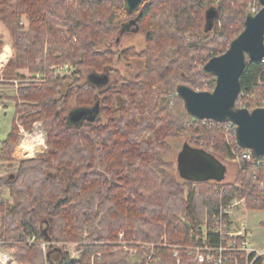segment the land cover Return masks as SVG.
Here are the masks:
<instances>
[{
  "label": "trees",
  "instance_id": "1",
  "mask_svg": "<svg viewBox=\"0 0 264 264\" xmlns=\"http://www.w3.org/2000/svg\"><path fill=\"white\" fill-rule=\"evenodd\" d=\"M252 2L261 7L258 0H142L131 14L124 0H0V23L13 48L4 78L42 74L10 96L16 117L0 139V163L16 162L0 175V244L17 263L143 264L152 253L151 264H178L177 258L212 264L195 261L189 249L202 244L203 232L211 235V214L243 196L247 209L264 210V170L237 159L222 131L191 116L176 92L181 84L206 90V79L214 85L215 75L203 65L243 30ZM130 19L145 45L119 55L142 58L144 66L127 78L113 66L115 52L100 45ZM3 46L0 32V53ZM63 63L70 70L54 74L53 65ZM85 70L113 81L98 87ZM72 103L95 108V118L71 124ZM235 106L264 107V60L246 58ZM37 119L45 148L17 160L16 124ZM182 136L237 163L235 179L177 177L176 162L167 158L169 140ZM70 243L77 258L67 251ZM253 257L242 252L239 262L264 264V253Z\"/></svg>",
  "mask_w": 264,
  "mask_h": 264
},
{
  "label": "water",
  "instance_id": "2",
  "mask_svg": "<svg viewBox=\"0 0 264 264\" xmlns=\"http://www.w3.org/2000/svg\"><path fill=\"white\" fill-rule=\"evenodd\" d=\"M141 1L124 0V7L132 14L137 11ZM258 1L261 7L254 14L246 16L243 30L230 41L228 48L204 63L203 70L215 75L213 89L197 91L183 84L176 89L191 116L234 123L237 145L250 150L254 157L264 155V107L248 110L236 107L235 101L240 92V75L246 58L258 61L264 57V0ZM213 15L214 10L209 9L208 18ZM134 21L135 19H130L120 29V33ZM87 78L98 87L108 82L106 74L92 72ZM95 115V108L74 107L68 113V121L79 124L83 120H93ZM175 162L179 177L187 181L223 182L227 172V165L223 160L205 148L190 145L186 140L182 143ZM43 233L46 234V231Z\"/></svg>",
  "mask_w": 264,
  "mask_h": 264
},
{
  "label": "rangeland",
  "instance_id": "3",
  "mask_svg": "<svg viewBox=\"0 0 264 264\" xmlns=\"http://www.w3.org/2000/svg\"><path fill=\"white\" fill-rule=\"evenodd\" d=\"M256 5V3L252 2L250 3V7L252 5ZM24 23L25 20H23ZM0 32L3 36L4 46L1 50V53L3 52L5 47H9L10 51L8 54V57L6 58V61L2 64H0V139L4 138L6 133L8 132L11 121L14 117H16V111H15V101L14 99H11L10 96L15 95L17 88L19 84L23 81H37L42 78V74L35 73V74H28L26 71H21L23 74L22 77L17 78H9L5 79L3 74V69L5 65L7 64L8 60L10 59L13 48H12V40L11 36L9 34V31L5 28V26L0 23ZM145 45V39L144 35L137 29L133 24L129 25L128 28L123 33H116L112 35L111 37L107 38L104 43H102L100 46L103 48H110L113 52H115V57L113 60V66L117 68L120 73L127 78L133 77L139 70H141L144 66V60L142 58H130L129 60L124 59L119 55V52L122 51L121 49L125 47H134L136 50H140ZM0 53V55H1ZM71 68L70 64L63 63V64H55L53 65V69H55V73L58 72H66L69 71ZM89 75V71H84V78ZM47 77V75H46ZM113 81V78L109 76L108 81ZM215 84V83H214ZM213 82L206 79L203 80V87L206 90H212L214 86ZM212 87V88H211ZM170 104L174 105L175 107L179 106L182 107L179 102L176 103L173 99L170 100ZM75 104H71V108H74ZM36 127L41 128V130L44 133V144L39 145L32 148V152L28 157H22V155H19L20 146H28L29 141L35 140L34 137L35 133H33L36 129ZM17 128V140L15 145V152L14 155L17 160L19 159H27L35 157V155L38 152H42L45 148V137L46 133L43 129L41 120H34L32 124L29 126H26L22 123L16 124ZM21 129L23 131H21ZM32 138V139H30ZM30 139L29 141H27ZM24 141H27V143H24ZM185 141V138L178 137V138H172L169 140V145L172 149L171 154L167 157L170 160L176 161V155L178 151L181 148L182 143ZM32 143V142H31ZM27 151V150H26ZM27 156V155H26ZM222 160V159H221ZM223 162L227 165V172L225 175V178L223 181L229 182L233 181L236 177L237 169L239 166L237 163L233 161H226L223 160ZM16 162H2L0 163V175L6 176L11 171H9V165H14ZM16 167V164H15ZM177 177L179 176L176 172L175 174ZM245 199L246 197L243 196L241 198H237L233 200V202L236 203L235 206L231 208L230 212V220H231V230L236 231L239 228H241V225H244L246 228L248 234H249V240L250 244L249 246L255 247L259 250H264V226L261 224V221L264 220V210L263 209H247L245 207ZM41 243V242H40ZM0 249H6L8 251H12L11 249H7L5 247H0ZM67 251H69L70 256L73 258H77L78 254L75 250L74 244L70 243L67 246Z\"/></svg>",
  "mask_w": 264,
  "mask_h": 264
},
{
  "label": "built area",
  "instance_id": "4",
  "mask_svg": "<svg viewBox=\"0 0 264 264\" xmlns=\"http://www.w3.org/2000/svg\"><path fill=\"white\" fill-rule=\"evenodd\" d=\"M257 11L258 7L255 4L250 7L251 14H254ZM262 60H264V57L262 58ZM203 123L210 128L219 129L222 131L227 143L231 146V150L235 154L237 159L253 161L257 168L264 170V155L254 157L250 150L241 148L237 145L235 140L236 126L234 123H232L231 121L220 122L214 119H203ZM21 131L23 130L21 129ZM33 133H35L34 136L36 137V141L33 142L31 146V152L33 147L36 148V146L44 144V133L41 128L36 127ZM30 139H28L27 141H29ZM41 139H43V144L39 143ZM27 141H24V143H27ZM262 183H264V181ZM235 199L237 198L230 200L228 203L221 204L218 210L216 212L214 211L211 214V235L209 236L205 232H203L202 244L195 245L189 248L194 251L195 261L207 262L212 264H226L228 262L230 264H240L239 257L242 252H245L246 255L254 252L255 257L264 253V250L260 251L252 246H249V234L244 225H241V228L236 231L231 230L230 212L231 208L236 205V203L233 202V200ZM123 237V232H120V240H123ZM213 237H217V241L213 242ZM239 238H242L241 241L238 240ZM29 241L34 242V237H31ZM39 244L43 248L46 245L45 242H41ZM0 247L2 248L1 244ZM153 247L154 244L149 245L151 251ZM151 254L147 255L146 260L143 264L152 263ZM174 254L177 255V252H175ZM255 257H253L252 261ZM176 261L178 264L180 263L179 258H177ZM250 263L251 262H249L248 264ZM0 264H17V262L11 255L10 251L6 249H0Z\"/></svg>",
  "mask_w": 264,
  "mask_h": 264
},
{
  "label": "bare ground",
  "instance_id": "5",
  "mask_svg": "<svg viewBox=\"0 0 264 264\" xmlns=\"http://www.w3.org/2000/svg\"><path fill=\"white\" fill-rule=\"evenodd\" d=\"M9 51H10L9 47L4 48L3 52L0 55V64L4 63L6 61V58L8 57ZM33 138H36V137L34 136ZM35 141H36V139L29 141L28 146L27 145L26 146L21 145L19 147L20 148L19 155L20 156L22 155V157H28L31 154V146H32L33 142H35Z\"/></svg>",
  "mask_w": 264,
  "mask_h": 264
},
{
  "label": "clouds",
  "instance_id": "6",
  "mask_svg": "<svg viewBox=\"0 0 264 264\" xmlns=\"http://www.w3.org/2000/svg\"><path fill=\"white\" fill-rule=\"evenodd\" d=\"M39 143H40V144H43V139H41V140L39 141Z\"/></svg>",
  "mask_w": 264,
  "mask_h": 264
},
{
  "label": "crops",
  "instance_id": "7",
  "mask_svg": "<svg viewBox=\"0 0 264 264\" xmlns=\"http://www.w3.org/2000/svg\"><path fill=\"white\" fill-rule=\"evenodd\" d=\"M255 248V247H254ZM257 249V248H256ZM259 250V249H258ZM260 251H262V250H260ZM11 255H12V251H11ZM17 264H19V263H17Z\"/></svg>",
  "mask_w": 264,
  "mask_h": 264
}]
</instances>
